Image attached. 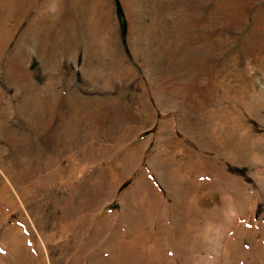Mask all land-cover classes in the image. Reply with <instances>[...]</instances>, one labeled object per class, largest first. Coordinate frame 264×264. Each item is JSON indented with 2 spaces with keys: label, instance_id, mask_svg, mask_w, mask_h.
<instances>
[{
  "label": "rangeland",
  "instance_id": "374dc122",
  "mask_svg": "<svg viewBox=\"0 0 264 264\" xmlns=\"http://www.w3.org/2000/svg\"><path fill=\"white\" fill-rule=\"evenodd\" d=\"M0 264H264V0H0Z\"/></svg>",
  "mask_w": 264,
  "mask_h": 264
}]
</instances>
